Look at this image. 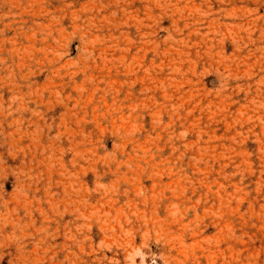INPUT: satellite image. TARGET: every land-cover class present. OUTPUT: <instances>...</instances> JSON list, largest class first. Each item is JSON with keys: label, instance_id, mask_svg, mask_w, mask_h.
Masks as SVG:
<instances>
[{"label": "rangeland", "instance_id": "374dc122", "mask_svg": "<svg viewBox=\"0 0 264 264\" xmlns=\"http://www.w3.org/2000/svg\"><path fill=\"white\" fill-rule=\"evenodd\" d=\"M0 264H264V0H0Z\"/></svg>", "mask_w": 264, "mask_h": 264}]
</instances>
